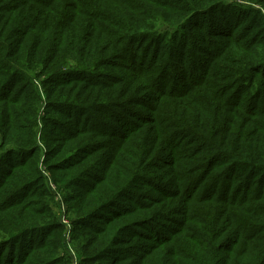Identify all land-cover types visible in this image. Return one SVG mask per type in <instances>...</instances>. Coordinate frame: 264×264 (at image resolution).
<instances>
[{
	"label": "trees",
	"instance_id": "obj_1",
	"mask_svg": "<svg viewBox=\"0 0 264 264\" xmlns=\"http://www.w3.org/2000/svg\"><path fill=\"white\" fill-rule=\"evenodd\" d=\"M68 230L78 264H264V0H0V264H73Z\"/></svg>",
	"mask_w": 264,
	"mask_h": 264
},
{
	"label": "rangeland",
	"instance_id": "obj_2",
	"mask_svg": "<svg viewBox=\"0 0 264 264\" xmlns=\"http://www.w3.org/2000/svg\"><path fill=\"white\" fill-rule=\"evenodd\" d=\"M60 193H61V196L64 197V194L65 192H61L60 190H58ZM52 204L54 206V209L56 211V214L57 216L62 219L63 216H67L69 219H70V214L68 213L67 211V206L65 204V211H63L62 207H61V203L60 201L56 198V195L54 194V196H52ZM82 241H83V238H80V239H75L73 238L72 239V235L71 237H69L68 239H66L64 241V244H63V249H67L71 251V249L74 251L75 253V256L76 257H79L80 259V256H81V246H82ZM71 245V246H69ZM72 253V252H71Z\"/></svg>",
	"mask_w": 264,
	"mask_h": 264
},
{
	"label": "built area",
	"instance_id": "obj_3",
	"mask_svg": "<svg viewBox=\"0 0 264 264\" xmlns=\"http://www.w3.org/2000/svg\"><path fill=\"white\" fill-rule=\"evenodd\" d=\"M50 185H51V187L55 190L56 198L60 201V203H61V207H62L63 211H65L64 197L61 196V193L56 189V186H55V184H54L52 181H50ZM61 220H62L64 223H66L67 226H68V229H70L71 224H70V220H69V218L65 215V216L62 217ZM69 237H70V231L68 230V232H67V239H68ZM69 246H71V245H69ZM69 252H70V253L72 252L71 255H72L73 264H78V263H79V257H76V256H75V253H74V251H73L72 249H71V251H70V249H69Z\"/></svg>",
	"mask_w": 264,
	"mask_h": 264
}]
</instances>
